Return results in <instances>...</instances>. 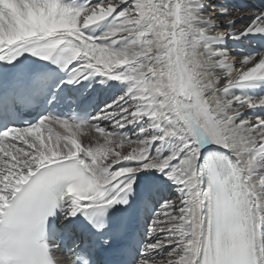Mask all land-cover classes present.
Wrapping results in <instances>:
<instances>
[{
  "label": "snow or ice",
  "instance_id": "6c2138e0",
  "mask_svg": "<svg viewBox=\"0 0 264 264\" xmlns=\"http://www.w3.org/2000/svg\"><path fill=\"white\" fill-rule=\"evenodd\" d=\"M0 264H264V0H0Z\"/></svg>",
  "mask_w": 264,
  "mask_h": 264
}]
</instances>
